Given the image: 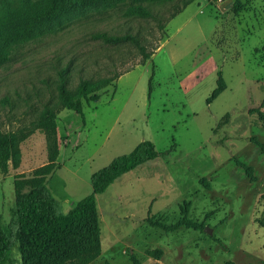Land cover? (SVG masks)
Instances as JSON below:
<instances>
[{
  "label": "rangeland",
  "instance_id": "1",
  "mask_svg": "<svg viewBox=\"0 0 264 264\" xmlns=\"http://www.w3.org/2000/svg\"><path fill=\"white\" fill-rule=\"evenodd\" d=\"M241 1L234 13V0H196L163 29L123 16L122 3H99L44 25L14 50L0 66V129L33 133L19 145V166L0 170V218L11 241L13 181L49 161L52 141L33 129L49 106L58 159L45 184L57 211L90 194L91 175L141 141L159 153L96 196L99 248L63 264H264V0ZM181 2L151 10L167 19ZM99 32L139 34L153 54L139 64L137 47L104 44L92 38ZM64 68L71 89L82 76H120L97 101H83L81 116L59 105ZM218 71L226 89L207 103ZM0 264H24L17 242Z\"/></svg>",
  "mask_w": 264,
  "mask_h": 264
},
{
  "label": "trees",
  "instance_id": "2",
  "mask_svg": "<svg viewBox=\"0 0 264 264\" xmlns=\"http://www.w3.org/2000/svg\"><path fill=\"white\" fill-rule=\"evenodd\" d=\"M173 0H4L0 3V66L9 62L15 49L29 43L41 31L44 25L59 21L63 16L84 7L108 3L114 7L120 3L126 17L152 18L160 29L165 28L164 20H170L180 13L187 5L196 0H182L179 7L167 19L158 17L151 10ZM234 13H239L243 4L234 0ZM101 39L104 44L130 43L137 47L142 55L138 62L143 64L153 52L147 51L145 42L139 34L123 35L99 32L92 36ZM155 49V48H153ZM68 68L58 71L57 94L61 108H67L83 116V101H97L99 92L111 85L120 74L99 78L79 77L74 89L69 88ZM131 69H125L126 73ZM151 94V83L149 82ZM226 89V82L218 71L216 87L211 92L207 103H210ZM264 104V102H263ZM56 115L53 107L46 106L33 125L40 129L48 140L52 141L49 161L36 168L29 178H15L14 207L12 214L16 218L17 229L15 241L7 235L0 218V263L7 256L14 242L24 264H63L77 258H87L99 248L100 218L96 196L103 193L117 178L137 166L156 158L159 153L150 140H143L129 153L113 159L107 166L93 173L90 177L91 193L78 200L67 212L57 211L55 199L45 184V178L56 168L58 146L55 141ZM228 113L224 115L218 126L226 123ZM30 133L24 130L3 132L0 129V170L7 172L9 163L17 168L20 163V143ZM174 146V145H173Z\"/></svg>",
  "mask_w": 264,
  "mask_h": 264
},
{
  "label": "water",
  "instance_id": "3",
  "mask_svg": "<svg viewBox=\"0 0 264 264\" xmlns=\"http://www.w3.org/2000/svg\"><path fill=\"white\" fill-rule=\"evenodd\" d=\"M205 231L209 234L211 233V230L208 227H205Z\"/></svg>",
  "mask_w": 264,
  "mask_h": 264
}]
</instances>
